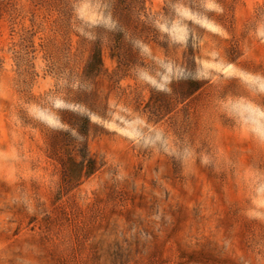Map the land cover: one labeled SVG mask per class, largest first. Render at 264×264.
<instances>
[{
	"label": "rangeland",
	"instance_id": "rangeland-1",
	"mask_svg": "<svg viewBox=\"0 0 264 264\" xmlns=\"http://www.w3.org/2000/svg\"><path fill=\"white\" fill-rule=\"evenodd\" d=\"M0 264H264V0H0Z\"/></svg>",
	"mask_w": 264,
	"mask_h": 264
}]
</instances>
